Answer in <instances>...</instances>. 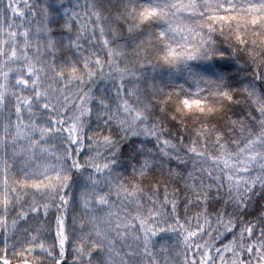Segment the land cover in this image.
<instances>
[{"label":"clouds","instance_id":"9594fccd","mask_svg":"<svg viewBox=\"0 0 264 264\" xmlns=\"http://www.w3.org/2000/svg\"><path fill=\"white\" fill-rule=\"evenodd\" d=\"M0 264H264V0H0Z\"/></svg>","mask_w":264,"mask_h":264}]
</instances>
